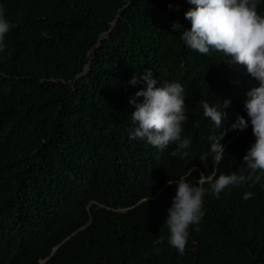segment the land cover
<instances>
[{
  "label": "trees",
  "instance_id": "trees-1",
  "mask_svg": "<svg viewBox=\"0 0 264 264\" xmlns=\"http://www.w3.org/2000/svg\"><path fill=\"white\" fill-rule=\"evenodd\" d=\"M0 7L12 25L0 51V264H264L260 184L229 186L217 198L205 183L200 230L189 226L183 255L168 243L174 183L201 187L200 174L214 167L217 177L239 174L256 139L244 103L259 81L222 52L187 47L172 24L191 28L188 0H0ZM256 10L264 16V0ZM146 69L157 86L184 88L182 137L191 144L183 159L170 154L175 144L161 152L129 138V101L146 84L128 82ZM201 100L227 113L220 130ZM237 115L248 127L227 131L215 165L208 137ZM246 191L254 198L243 200ZM160 236L164 243L154 246Z\"/></svg>",
  "mask_w": 264,
  "mask_h": 264
},
{
  "label": "clouds",
  "instance_id": "clouds-1",
  "mask_svg": "<svg viewBox=\"0 0 264 264\" xmlns=\"http://www.w3.org/2000/svg\"><path fill=\"white\" fill-rule=\"evenodd\" d=\"M188 3L194 7L186 11L184 17L190 21L191 28H183L179 21L172 24L175 31L183 29L181 40L189 49L200 54H211L210 49L216 50L229 57L231 64L246 66L247 72L259 81V87L247 92L248 99L244 103L256 138L243 157L246 167L241 164L239 174L233 171L229 175L219 174L218 177L214 167L210 175L200 174L201 187L191 186L184 178L175 183L171 179L167 181L168 185H176V195L172 198L171 207L167 209L166 224L170 233L168 243L180 255L185 252L189 226L197 225L193 230L198 232V225L205 215L202 198L206 189L202 185L208 183L211 193L217 198L229 186L239 188L260 184L264 188V16L257 13L258 0H188ZM11 27L5 18V10L0 7V51L4 49L5 35ZM141 82L146 84V88L138 90L129 101L135 107L130 117L132 124L129 127V138L147 141L161 152L175 144V150L170 154L179 155L181 159L187 157L189 153L182 150L190 147L191 138L182 137L183 125L188 119L185 114L184 88L180 83L168 82L157 86L158 81L153 78L150 69L133 75L128 83L135 86ZM140 97L143 98L142 102H137L136 98ZM199 103L204 117L209 118L215 128L220 130L227 120V113L206 101L201 100ZM229 104L230 101L224 102L225 107ZM248 124L249 120L237 115L230 129L208 137L215 165L219 164L225 153L220 141L227 131H243ZM200 161L206 164L207 154L201 156ZM251 198H254L251 191H246L242 197L245 201ZM164 239L160 236L153 241V245L163 244ZM154 251L159 254L160 248L154 247ZM149 254L146 252L145 256Z\"/></svg>",
  "mask_w": 264,
  "mask_h": 264
},
{
  "label": "water",
  "instance_id": "water-1",
  "mask_svg": "<svg viewBox=\"0 0 264 264\" xmlns=\"http://www.w3.org/2000/svg\"><path fill=\"white\" fill-rule=\"evenodd\" d=\"M91 52H92V51H90L89 55H91ZM87 67H88V64L86 65V68H87Z\"/></svg>",
  "mask_w": 264,
  "mask_h": 264
}]
</instances>
